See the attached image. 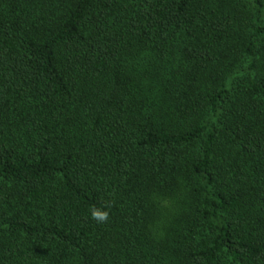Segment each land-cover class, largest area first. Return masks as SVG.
<instances>
[{
	"label": "trees",
	"instance_id": "1",
	"mask_svg": "<svg viewBox=\"0 0 264 264\" xmlns=\"http://www.w3.org/2000/svg\"><path fill=\"white\" fill-rule=\"evenodd\" d=\"M0 264H264V0H0Z\"/></svg>",
	"mask_w": 264,
	"mask_h": 264
},
{
	"label": "clouds",
	"instance_id": "2",
	"mask_svg": "<svg viewBox=\"0 0 264 264\" xmlns=\"http://www.w3.org/2000/svg\"><path fill=\"white\" fill-rule=\"evenodd\" d=\"M93 218L97 219L99 221H105L108 218V213L107 212H103V213H99V212H93Z\"/></svg>",
	"mask_w": 264,
	"mask_h": 264
}]
</instances>
